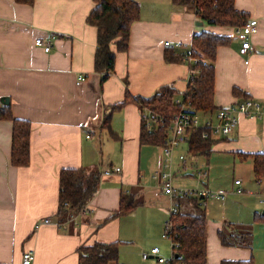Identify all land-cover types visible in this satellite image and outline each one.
Segmentation results:
<instances>
[{
	"label": "crops",
	"instance_id": "1",
	"mask_svg": "<svg viewBox=\"0 0 264 264\" xmlns=\"http://www.w3.org/2000/svg\"><path fill=\"white\" fill-rule=\"evenodd\" d=\"M135 1L140 18L132 24L128 50L116 54L113 74L100 85V74L93 70L96 29L85 22L92 0H34L32 6L0 0V99L8 98L14 118L32 124L30 165L17 168L10 165L12 125L0 121V264H22L27 250L34 253L33 264H78L79 246L126 241V221L136 211L145 218L159 215V223L170 215L172 199L155 195L150 176L163 157L162 149L140 144V110L126 104L112 115L111 128L120 139L111 140L100 130V106L121 102L126 89L133 96L149 97L164 86L174 88L180 100L190 68L187 63H167L164 55L180 46L189 49L194 34L205 30L229 37L216 51L215 107H229L242 95L264 106V0H233L235 9L246 12L248 22L257 27L246 56L239 54L241 41L234 27L206 25L193 9L171 0ZM36 38L49 43L50 51L35 46ZM212 139L205 180L213 173L229 172L232 180L237 174L232 192L255 198L258 205L253 209L264 210V176L254 179L253 158L248 156L264 153V120L240 115L230 135ZM81 167L98 168V189L83 211L58 224L59 172ZM109 168L120 172L104 175ZM216 192L215 200L228 194ZM122 193L139 197L140 204L127 216L109 219ZM253 214L251 225L245 226L225 214L211 221L206 209V264L250 258L264 264V216L261 212L262 218L255 219L258 212ZM46 219L49 223H43ZM227 224L248 228L251 247L221 245L217 231Z\"/></svg>",
	"mask_w": 264,
	"mask_h": 264
},
{
	"label": "trees",
	"instance_id": "2",
	"mask_svg": "<svg viewBox=\"0 0 264 264\" xmlns=\"http://www.w3.org/2000/svg\"><path fill=\"white\" fill-rule=\"evenodd\" d=\"M14 1L27 6L34 4V0ZM92 2L94 7L85 22L96 29L93 70L100 74V85H102L114 72L116 54L128 50L132 24L140 18V5L135 0H92ZM171 2L178 7L193 9L196 18L209 26L237 29L248 22V14L236 10L233 0H171ZM228 42V36L201 30L193 35L189 49L180 46L181 50L179 48L165 53L164 58L167 63H187L190 71L193 72L189 75L186 90L180 97L181 105H185L184 108L176 103L178 93L171 86H164L149 97L133 96L126 89L121 102L100 106L103 110L100 130L106 131L111 140H119L120 136L111 128L112 115L126 104H133L141 113L140 144L163 149L167 145L172 119L180 111L189 112L190 115L199 112L204 116H213L218 110L213 103L216 51L218 47ZM238 93L240 94V91L234 89V94L238 95ZM242 97V100L251 99L243 95ZM0 121H9L12 125L10 165L17 168L28 167L30 165L32 124L27 120L14 118L9 103L3 102H0ZM202 131L192 128L186 132L187 154L192 158L207 159L212 152L214 141L210 136L202 138ZM174 149L170 154V164ZM248 156L253 158L254 179H262L264 153ZM162 160H164V155L160 162ZM179 160L184 162V157L182 160L179 157ZM109 169L112 170L110 174L114 173V168ZM100 176L97 167L60 170L58 203L55 213L58 224L69 221L86 208L98 189ZM206 199L197 194H191L173 202L177 211L170 212L168 218L172 223L168 241L173 255V258L169 259V264H206ZM139 204V197L131 193H122L118 209L109 219L127 216ZM260 218L262 217L258 214L255 216V219ZM217 237L223 246L250 248L252 243L250 230L243 226L235 227L227 224L226 227L217 231ZM120 243L121 241L94 242L91 245L79 246L77 263L109 264L115 262L118 264ZM220 264L254 263L250 258L242 261L222 260Z\"/></svg>",
	"mask_w": 264,
	"mask_h": 264
},
{
	"label": "rangeland",
	"instance_id": "3",
	"mask_svg": "<svg viewBox=\"0 0 264 264\" xmlns=\"http://www.w3.org/2000/svg\"><path fill=\"white\" fill-rule=\"evenodd\" d=\"M78 78L82 80L83 76H79ZM199 114L201 115V113ZM94 142L99 143L98 134L94 137ZM180 156L184 157V162L179 160ZM171 167L174 176L171 185L177 191L210 192L211 197L206 199V209L209 217L212 219L211 221L213 219L215 221L218 218L221 219L223 214H225L231 222L237 223L238 221H242L240 224L243 223V225L247 226L251 225L250 223L253 220V213L255 211L258 212V215H261V212L264 211L263 209L259 210V208L253 209V206L257 207L258 205V200L254 204L255 198H250L249 196L247 198L246 194L244 196L237 195L235 190L232 192L231 185L233 186V180L236 179L237 174H235L233 180L232 174L229 172L228 174L224 172L217 175L213 173L208 178V181L201 180L197 174L201 171H208L207 159L204 157H190L187 154V146L185 144H181L173 150ZM152 174L150 175L151 182L153 183V187L157 189L158 183L152 179ZM251 186H253V183ZM217 189L226 191L228 194L220 200H215L212 196L217 193ZM170 199L171 197L169 196L168 200ZM135 214L136 216L126 221L128 227L127 239L119 244L118 264H156L154 260L143 261L141 258V254L148 252L152 247H158L160 256L168 260L172 255L171 246L170 242L163 237V233L165 221L168 220L169 214L164 215L160 223L159 215L155 213L152 218H145L144 213H140V211H136ZM210 242L212 241H209V244Z\"/></svg>",
	"mask_w": 264,
	"mask_h": 264
},
{
	"label": "built area",
	"instance_id": "4",
	"mask_svg": "<svg viewBox=\"0 0 264 264\" xmlns=\"http://www.w3.org/2000/svg\"><path fill=\"white\" fill-rule=\"evenodd\" d=\"M257 27L251 22L246 23L244 26L236 29V36L241 41V46L239 48V54L241 56H246L251 51L250 37L256 33ZM35 46L41 48L44 52H49L51 45L45 42L42 38H36L34 41ZM168 46V42L165 43ZM245 64H248V61H245ZM193 72L190 71L189 75ZM78 80H80L78 78ZM177 104H180L181 108H184L185 105H181L180 100H176ZM188 109H190L188 107ZM192 110V109H191ZM181 112V111H180ZM179 112V113H180ZM177 114L172 119L171 128L169 129V137L167 139V145L162 149L164 160H162L157 169L152 174V179L158 183V188L155 195L164 194L170 196L172 201H178L183 199L185 196L191 194H197L203 198L211 197L210 192L203 191L200 193L195 192H179L172 187L173 173L172 167L170 164V154L173 148L186 144L187 136L186 132L189 129H201L202 138L213 137V136H223L226 137L230 135L238 125V117L240 115L245 116L248 119H259L264 120V106L261 105L258 101L254 99H246L236 102L235 104L230 105L226 108H220L216 111L215 116H201L199 113L190 115L189 112H181ZM182 160L183 157L180 156ZM112 170L107 169L103 172L104 175L110 174ZM114 172H119V168H114ZM198 177L201 180L207 178V172H199ZM239 180H236L234 183L239 184ZM213 195L212 197H214ZM177 208L171 206L170 212H176ZM43 223H49V220H44ZM40 224L36 225V228ZM171 220L168 219L165 221L163 237L167 240L169 239L171 231ZM34 253L31 250H27L22 255V264H33L34 263ZM143 261L154 260L156 264H169V259L166 260L160 256V250L158 247H152L148 252H143L141 254ZM173 258V255H171Z\"/></svg>",
	"mask_w": 264,
	"mask_h": 264
},
{
	"label": "water",
	"instance_id": "5",
	"mask_svg": "<svg viewBox=\"0 0 264 264\" xmlns=\"http://www.w3.org/2000/svg\"><path fill=\"white\" fill-rule=\"evenodd\" d=\"M197 25L198 26H201L202 23L201 22H198ZM0 102H3L5 104H8L9 103V100H8V98H2V99H0ZM262 216H264V211H262Z\"/></svg>",
	"mask_w": 264,
	"mask_h": 264
}]
</instances>
